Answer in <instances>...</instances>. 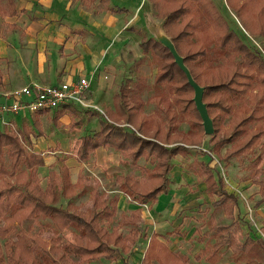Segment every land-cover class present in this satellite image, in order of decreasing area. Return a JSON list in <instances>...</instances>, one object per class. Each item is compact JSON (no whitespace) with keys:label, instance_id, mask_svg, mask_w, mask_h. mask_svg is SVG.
Returning <instances> with one entry per match:
<instances>
[{"label":"trees","instance_id":"16d2710c","mask_svg":"<svg viewBox=\"0 0 264 264\" xmlns=\"http://www.w3.org/2000/svg\"><path fill=\"white\" fill-rule=\"evenodd\" d=\"M80 1L86 4L95 1L98 8H104L111 13L125 11L123 7L110 6L107 0ZM2 2L4 5L0 0V16L12 15L13 0H2ZM148 2L153 15L161 20V29L169 37L176 53L183 58L193 81L203 87L202 98L207 93L223 96L222 103L217 105L218 110L224 115H229L231 120L239 119L234 126L254 116L256 119H262L264 112H260L264 111V56L254 49L250 50L241 41L239 36L228 27L222 14L218 13L212 0H148ZM225 2L245 31L250 28L249 17L254 18L264 13V0H225ZM130 30L140 36L137 44L141 54L150 56V59H157L156 67L159 71L154 78V86L166 84L162 90L164 99L157 97L156 102L166 103L165 108H169L170 97L174 98L176 92L169 84L181 83L186 89L192 90V88L188 86L184 73L177 68L164 46L152 36L146 37L134 27ZM172 30H175L174 34H171ZM239 76L246 77L250 82L254 80L251 90L247 88L236 91L230 86L234 77ZM142 85L140 80L136 81L134 90L130 92L120 86L114 102V111H106L108 117L99 120L96 131L81 136V143L76 150L77 162H86L97 147H111L120 157L128 158L133 165H136L140 158L148 162L149 167L137 165V178L129 175L114 177L117 182L116 190L127 196L136 206L153 204L159 192L166 193L171 182L170 159L174 156H187L190 149L198 147L204 138L200 117V121L192 124V128L196 125L201 131L197 133L193 130L195 133L191 135L190 126L180 134L174 132L176 127L172 123L175 115L168 116L163 113L149 117L142 115V102L137 93ZM131 93L133 96L130 97ZM250 100L253 101L254 106L249 109ZM68 107L62 105L56 109L53 120L57 121L63 110ZM41 114L43 111L34 112V115ZM32 119L37 131L22 126L16 134L0 132V148L3 145L10 147L13 158L9 178L0 179V235L6 233L12 221L20 225L23 221L36 219L39 228L32 232L20 226L13 238L0 247V264H93L100 258L111 262L121 258V252L127 254L129 246L136 242L139 235L143 236L139 225L140 208L117 215V195L106 196L94 187L88 189L81 171L78 172L75 183H71L68 179V168L64 165L56 173L48 171L46 181L50 183L44 188H40L37 182L27 179L26 176L31 178L32 175L30 172L26 174V170L43 163L40 154L24 152L19 139L16 138L19 136L28 143L29 135H39V122L34 117ZM147 128L151 135L147 133ZM254 128L258 133L264 131L261 124ZM213 134L209 136V140ZM255 135L256 133L245 142H240L235 150L246 149ZM233 142L237 141L231 137L223 143L212 142V151L218 157L222 145ZM166 143L172 145L166 146ZM201 150L200 147L196 149L198 154L205 157L204 161L192 160L188 167L192 174L203 182L208 197H213V203L228 216L236 206L237 198L225 191L222 176L215 174L212 157L209 152ZM18 164H22L25 169L13 174L12 169ZM23 177H25L23 183L18 184L16 181ZM257 183L259 197L255 204H264V181ZM54 186L58 187L59 196L68 197L67 207L53 205V193L56 189ZM86 193L90 195V206L93 210L90 216L71 205V201ZM113 222L116 225H112ZM124 226L129 227L124 232L119 231ZM230 227V224L210 223L207 236L212 239V243L203 244L198 254L193 256L194 260L200 261L203 258L206 263L213 264L222 251H230L229 257L234 264H264L262 238L253 240L246 237L242 242H238L231 235ZM250 229L254 230L251 225ZM45 230H52L55 233L69 230L71 246L65 247L53 241H45L41 237ZM148 238L140 264H189L186 254L169 251L154 235ZM259 254L262 260L256 258Z\"/></svg>","mask_w":264,"mask_h":264},{"label":"rangeland","instance_id":"374dc122","mask_svg":"<svg viewBox=\"0 0 264 264\" xmlns=\"http://www.w3.org/2000/svg\"><path fill=\"white\" fill-rule=\"evenodd\" d=\"M70 2H78L80 6L87 14V19L90 22H100L101 17L92 13L96 8V3L86 4L80 0H69ZM109 3L115 6L127 7V11L121 13L120 21L124 23V26L134 27L140 30L146 37L152 36L151 28L161 30V20L153 15V11L148 0H108ZM218 13L222 14L225 18L228 27H230L244 42L250 50H255L264 56V13L258 16L248 18L249 30H243L240 27V22L229 10L225 0H212ZM1 4L2 3L1 0ZM29 18V17H28ZM48 24H54L56 26L62 25L59 20L48 21ZM16 28L11 22L0 18V32L3 34V40H6V36L14 34ZM126 30V29H125ZM128 31V30H127ZM69 36L77 35L78 33L68 31ZM131 35H127L124 41L125 48H121L119 63V72L112 77L106 79L108 88L101 92L100 85H104V82L99 83V79L96 78L91 83V98H86V101L90 105H94L98 108H86L73 105L70 109L72 115H68L67 121L61 123L53 120V111L43 112V116L38 118L39 122V135H29V142H24L23 138L17 136L19 143L24 152L29 154H40L43 159V163L39 166H33L26 170L31 173L32 177H27L32 182H37L40 188H44L46 184L50 182L46 181L48 171H59L63 168V165L68 168V179L71 183H75L76 176L81 171L82 177L84 176L85 185L88 189L96 188L98 191L107 195H117L118 201L116 205L117 215L120 213L128 212L129 210L136 209L133 202L129 201V198L124 194L119 193L116 190L117 182L114 178L117 175H129L133 178L138 177V169L133 164H130L128 158H121L115 151L110 149H97L94 154L86 162H77L76 154L77 147L82 135L92 134L94 129L99 126V120L103 117L100 112L109 103L108 96H110L111 90L116 89L120 84L127 91H132L136 81L140 80L143 84L141 89L137 91L138 97L142 104V115L149 117L157 116L160 113L164 115H175V120L172 123L175 125L174 132L180 134L185 132L190 126V132H200L199 126L192 128V124L198 123L199 117H197L194 110L192 98V90L186 89L181 83L169 84L174 89V98L170 97V107L165 108L164 103L156 102L157 97L161 100L164 99L162 93L164 84L154 86V78L158 75L157 59H150V56L143 55L140 52L136 42L140 36L134 31H128ZM165 32V31H164ZM175 30L171 31L174 34ZM85 37L86 32L80 31V36ZM66 36L65 38H67ZM185 47V45H184ZM62 49V48H61ZM185 52V51H183ZM20 68L24 70L21 63L15 62ZM24 72V71H23ZM255 79V78H254ZM59 81V79H58ZM233 84L230 86L236 91L239 90H251L253 87V81H249L246 77H234ZM250 82V83H249ZM250 84V85H248ZM111 90H110V88ZM96 89V91H94ZM253 93V92H251ZM250 93V94H251ZM89 95V94H88ZM247 95V94H246ZM133 93L130 94V97ZM248 96V95H247ZM108 97V98H107ZM223 96L215 93H207L203 96L202 102L206 105V113L210 119H213L212 127L214 134L209 140V136L202 135L201 143L199 144L201 151L209 152L212 157V164L215 167V174L222 176L224 182V188L226 191L232 193L237 198V204L233 208L232 213L228 216L224 214L219 206L213 203L214 198H209L204 190V185L198 177L193 176L188 168V163L194 158L199 159L195 148L190 149L187 156H175L170 160L172 168L169 171L171 177V185L169 186L168 193L162 198V205H156L155 207L146 205H140L142 209V219L139 222L140 227L143 229V236L138 237L135 243L129 246L128 253L123 252L118 264H134L139 261L141 257V250L147 243L146 236L153 233L154 227H159V236L162 237L169 249H174L178 252L186 254L188 256L189 264H209L206 263L203 258L200 261H195L193 256L198 254V250L203 244L212 243L207 236L209 232V224H230L231 235L235 237V240L242 242L245 237L257 240L262 238L264 241V204L256 205L259 197L258 181H264V131L256 132L254 126L261 124V128H264V117L262 119H256L254 116L244 123L234 126L239 119L231 120L229 115L222 114L217 105L222 103ZM106 99V101H105ZM253 99V98H252ZM104 103H101V101ZM131 100V99H130ZM248 108H253L254 103L250 100ZM100 102V103H99ZM264 106V104H263ZM259 108V106H256ZM101 109V110H100ZM166 109V111H165ZM260 109V108H259ZM260 111V110H259ZM261 111L260 113H263ZM196 114V115H195ZM32 114L27 113L25 115V123L31 128L37 131L30 118ZM21 113H18L14 117V121H20ZM119 124V123H118ZM29 128V127H28ZM149 128V127H148ZM147 128V129H148ZM98 129V128H97ZM18 129H9L0 124V132H8L16 134ZM195 132H194V131ZM34 133V132H33ZM148 134L149 129H148ZM256 133L257 137L254 141L252 139L248 143L249 146L246 149L235 150L238 145L253 136ZM151 135V134H150ZM231 137L233 143H226L222 145L218 157L212 151V142H225V140ZM212 142L210 143V141ZM172 145L166 143L165 145ZM190 147V146H189ZM13 158L11 157L10 147L3 145L0 148V179L9 178L10 164H12ZM136 165L150 166L148 162L143 159H138ZM17 166V167H16ZM12 169V173H17L20 169H25L21 165H16ZM25 177L16 181L18 184H22ZM13 180V178H12ZM48 182V183H46ZM56 187V186H54ZM53 205L64 208L66 206V199L68 197L59 196L58 187H56L54 193ZM72 207L78 208L84 211L85 215L90 216L92 209L90 206V195L88 193L83 194L79 198L71 201ZM69 208V207H68ZM117 217V216H116ZM211 219V220H210ZM210 220V221H209ZM112 225H116L115 222ZM250 225L254 230L250 229ZM22 226L25 229H30L35 232L38 226V221L26 220L20 223L12 221L9 224V228L6 233L0 235V247L6 243L7 240L13 238L15 232ZM129 226L120 228L119 231L124 232ZM70 231L66 230L63 233H55L52 230L43 231L41 237L45 241H53L55 244L63 245L65 247L71 246V240L69 239ZM257 249V248H256ZM259 253V251H258ZM230 251H222L219 258L213 264H234L229 257ZM261 255V254H259ZM259 256H257L258 258ZM112 262V261H111ZM111 262L100 258L93 264H111ZM5 264V263H3Z\"/></svg>","mask_w":264,"mask_h":264},{"label":"crops","instance_id":"0c3cea01","mask_svg":"<svg viewBox=\"0 0 264 264\" xmlns=\"http://www.w3.org/2000/svg\"><path fill=\"white\" fill-rule=\"evenodd\" d=\"M109 2L110 1H108V4L110 6H115ZM77 3L76 1L72 3L69 0H13L14 13L12 15L0 16V18L11 22L16 28L14 34L6 36V40H3V34L0 32V94L4 91L14 90L29 85L32 82L46 86V84H57L67 80L74 81L78 77L89 74L94 68H96V71L91 83L98 78L99 83L101 81L105 83L102 86L100 85V91L104 92L108 88L109 84H106V79L119 72L120 67H118L119 65L117 66V63H119L121 48H125L124 41H126L127 35H131V33L128 32H132V30H130L131 27L124 26L123 21H120V15H122L121 13L123 12L111 13L104 8L100 9L97 7L96 2V8L92 13L96 16L104 15L105 17H101L100 22H90L86 17L87 13L78 6ZM118 7H123L125 9L124 12L128 10L127 7L124 6ZM5 9L7 10L6 7ZM54 20H59L62 25L56 26L54 24H48V21ZM69 30L71 32L75 31L78 34L69 36ZM80 31L86 32L85 37H82V35L80 36ZM66 36L68 37L65 38ZM137 43L138 41L136 45H138ZM15 62H19L23 65L24 72L20 70ZM91 83L86 94V98L88 99L92 96L90 91L93 90L91 88ZM120 86L121 84L114 90H111L109 87L112 92L110 96H108L109 98L107 97L109 103H106V106L101 111L103 117H108L106 116V111H114V102L119 93ZM94 91H96V89ZM101 103H104V101L102 100ZM68 106L69 107L65 108L62 114L57 118L58 122L67 121L68 115H72L70 109L72 106ZM53 112V116L55 117V110ZM42 116L43 114L34 115V113H32L30 118L34 117L38 119ZM6 120L12 123L9 129H19L22 126L30 127L25 123V118L22 116L18 122H15L14 118L10 115ZM97 128L98 126L92 129L96 131ZM99 148L101 147L95 148L93 154ZM107 148L113 150L111 147H104L101 149ZM196 148H199V146ZM113 151L118 154L116 150ZM197 155H199L200 158H193L192 160L204 161V156L198 153ZM192 160L190 163H192ZM190 163H188V165ZM134 166L137 167V165ZM167 193L168 190L166 193L159 192L153 204H146V207H155L156 205H160L161 207L162 198H164ZM139 206L140 205H138L137 208H140ZM142 213L143 211L140 208V221L142 219ZM158 230V226L157 228L154 227L153 233L146 236L147 243L140 252L141 257L139 261L134 264H140L150 235H154L159 241L166 245L162 237L159 236L160 233ZM166 247L168 248L167 245ZM168 250L178 252L174 249L168 248ZM257 259L262 260V256L259 255ZM118 260H120V258L112 260L111 264H118Z\"/></svg>","mask_w":264,"mask_h":264},{"label":"built area","instance_id":"2783aa9c","mask_svg":"<svg viewBox=\"0 0 264 264\" xmlns=\"http://www.w3.org/2000/svg\"><path fill=\"white\" fill-rule=\"evenodd\" d=\"M95 71L96 68L74 81L67 80L57 84H46V86L32 82L14 90L1 92L0 124L9 128L12 126V123L6 120L9 115L14 118L18 113H21V116L25 117L27 113L54 111L62 105L77 104L81 107H92L98 110L96 106L90 105L85 98Z\"/></svg>","mask_w":264,"mask_h":264},{"label":"water","instance_id":"95a60500","mask_svg":"<svg viewBox=\"0 0 264 264\" xmlns=\"http://www.w3.org/2000/svg\"><path fill=\"white\" fill-rule=\"evenodd\" d=\"M150 30L153 33V38L168 50L177 68L180 69L182 73H184L188 86L192 88L193 94L191 101L194 104V108L198 114V117H200L202 132L204 135L210 136L213 133V127L211 119L207 116L205 105L201 101L203 87L199 86L197 83H195V81H193L191 74L184 65L183 58H181V56L176 53L174 45L171 43L164 30H157L154 27Z\"/></svg>","mask_w":264,"mask_h":264}]
</instances>
